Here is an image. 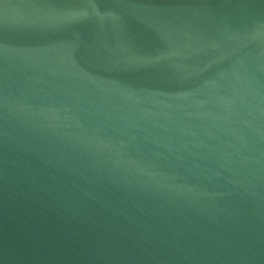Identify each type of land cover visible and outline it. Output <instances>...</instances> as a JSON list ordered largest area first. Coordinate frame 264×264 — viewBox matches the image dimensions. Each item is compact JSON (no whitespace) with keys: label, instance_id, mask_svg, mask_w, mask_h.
Returning a JSON list of instances; mask_svg holds the SVG:
<instances>
[{"label":"water","instance_id":"obj_1","mask_svg":"<svg viewBox=\"0 0 264 264\" xmlns=\"http://www.w3.org/2000/svg\"><path fill=\"white\" fill-rule=\"evenodd\" d=\"M0 264H264V0H0Z\"/></svg>","mask_w":264,"mask_h":264}]
</instances>
